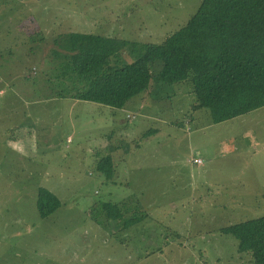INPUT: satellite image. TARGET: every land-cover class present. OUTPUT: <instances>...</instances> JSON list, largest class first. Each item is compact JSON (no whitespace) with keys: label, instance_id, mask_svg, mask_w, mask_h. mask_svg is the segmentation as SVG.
<instances>
[{"label":"rangeland","instance_id":"1","mask_svg":"<svg viewBox=\"0 0 264 264\" xmlns=\"http://www.w3.org/2000/svg\"><path fill=\"white\" fill-rule=\"evenodd\" d=\"M201 1L0 0V264H252L221 228L264 215V106L213 123L192 108L190 83L153 78L115 115L89 101L67 111L62 99L42 128L35 118L47 116L30 108L58 98L56 62L46 57L59 34L160 43ZM134 59L122 49V61ZM160 68L150 66L154 76ZM110 119L120 122L112 138ZM22 133L39 140L27 148L16 142ZM114 145L121 159L108 180L96 162ZM39 186L61 202L45 218ZM102 202L143 219L122 230Z\"/></svg>","mask_w":264,"mask_h":264},{"label":"trees","instance_id":"2","mask_svg":"<svg viewBox=\"0 0 264 264\" xmlns=\"http://www.w3.org/2000/svg\"><path fill=\"white\" fill-rule=\"evenodd\" d=\"M125 48L134 55L132 62L121 60ZM46 59L56 62L57 96L62 99L121 109L145 92L153 78L188 82L194 110L207 109L213 123L230 120L264 106V0H202L188 21L160 43L63 32L53 40ZM156 61L161 68L154 76L150 66ZM96 170L110 180V156L99 159ZM36 189V208L45 218L61 202L49 189ZM101 204L106 219L120 221L122 230L143 219L124 213L118 203ZM221 232L236 239L237 251L249 254L252 264H264V215L225 226Z\"/></svg>","mask_w":264,"mask_h":264},{"label":"crops","instance_id":"3","mask_svg":"<svg viewBox=\"0 0 264 264\" xmlns=\"http://www.w3.org/2000/svg\"><path fill=\"white\" fill-rule=\"evenodd\" d=\"M7 61V60H6ZM61 101H62V98H54V97H52V98H50V101L49 102H47V103H35V104H33L32 106H30V108L31 107H34L35 109L37 108V112H38V114H42L41 115V117H43V116H47V119L45 120L44 118H38V117H36L35 118V123L38 125V126H41L42 128L43 127H45V126H51L52 124L51 123H54V121L50 118V110H51V108L52 109H59L60 107H61ZM69 104H68V107H67V111H69L70 109H72L73 107H75L74 105H76L77 103H82L81 101H79V100H76V99H69ZM12 105H8L7 107H10L12 110H13V107H11ZM28 106V105H27ZM70 106V107H69ZM40 109V110H39ZM109 109H111V113L113 114L114 113V115L116 114V110H113L114 108H109ZM124 109V108H123ZM37 112H36V114H37ZM124 112H125V117H126V115H129V113L127 112V111H125L124 110ZM38 114H37V116H38ZM46 114V115H45ZM130 116V115H129ZM101 118H98L97 119V121L96 122H101ZM47 123L48 125H44V123ZM88 123L90 124V122L88 121ZM92 123L93 124H95V119H93L92 120ZM108 123H109V126H111L110 127V131H109V133L107 134L108 135V137H110V138H112L113 137V135L116 133L114 130V126H116V125H118L120 122H117L116 120H114V119H110L109 121H108ZM90 126V125H89ZM88 126V127H89ZM90 128H87L86 130H85V132L86 133H88V132H91L92 130H93V128L92 129H90ZM29 137V138H28ZM43 138H45V137H41V139L40 140H42V143H47V142H43ZM39 139H37V141H38ZM59 140H60V138H58L57 139V141L59 142ZM36 138H34V139H31V136H29L28 134L27 135H25V134H23L22 133V138H20V139H18L16 142H18V143H22V144H24L27 148H28V146L30 145V144H35L36 142ZM45 141H46V139H45ZM72 141H73V138H72ZM71 141V142H72ZM67 142V141H66ZM70 142V143H71ZM26 147H24V150H26ZM109 148V147H108ZM43 149H41V151H42ZM47 150L49 151V148H47ZM121 150L119 149V147L117 146V145H114L113 147H112V150H110L106 155H109L110 156V159L112 160V165L114 166V173H113V176H112V178L113 177H115V175H116V170H115V163H118V160H119V158L121 159V156H120V152ZM36 152H38V150H36ZM27 159H30L32 156L30 155V156H25ZM191 158V157H190ZM198 158H201V157H198ZM202 161L203 162H207V159L205 158L204 160L202 159ZM203 164V163H202ZM201 164V165H202ZM200 165V164H199ZM188 172H189V170H188ZM112 178H111V180H112ZM111 182H113V184H118V182H119V185H122L123 184V182H120V180L119 179H117V180H113V181H111ZM116 182V183H115ZM221 184H223V183H218V186H220Z\"/></svg>","mask_w":264,"mask_h":264},{"label":"built area","instance_id":"4","mask_svg":"<svg viewBox=\"0 0 264 264\" xmlns=\"http://www.w3.org/2000/svg\"><path fill=\"white\" fill-rule=\"evenodd\" d=\"M196 163H200L201 162V159L197 158L195 159Z\"/></svg>","mask_w":264,"mask_h":264}]
</instances>
